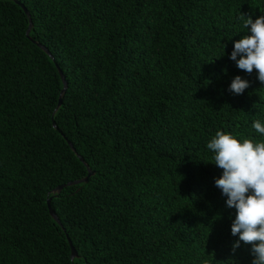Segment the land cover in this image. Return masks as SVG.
Here are the masks:
<instances>
[{
  "label": "trees",
  "instance_id": "obj_1",
  "mask_svg": "<svg viewBox=\"0 0 264 264\" xmlns=\"http://www.w3.org/2000/svg\"><path fill=\"white\" fill-rule=\"evenodd\" d=\"M240 14L264 0H0V264H252L206 147L264 139Z\"/></svg>",
  "mask_w": 264,
  "mask_h": 264
},
{
  "label": "clouds",
  "instance_id": "obj_2",
  "mask_svg": "<svg viewBox=\"0 0 264 264\" xmlns=\"http://www.w3.org/2000/svg\"><path fill=\"white\" fill-rule=\"evenodd\" d=\"M239 19L250 34L234 42L229 59L248 74L255 70L264 85V15L253 21L250 15L240 14ZM248 87V81L236 76L228 90L241 95ZM252 128L264 136V122L254 120ZM206 147L213 153V164L223 170L215 186L227 197L226 206L235 209L231 235L239 239L232 251L243 242L251 246L252 264H264V139H238L218 130Z\"/></svg>",
  "mask_w": 264,
  "mask_h": 264
},
{
  "label": "water",
  "instance_id": "obj_3",
  "mask_svg": "<svg viewBox=\"0 0 264 264\" xmlns=\"http://www.w3.org/2000/svg\"><path fill=\"white\" fill-rule=\"evenodd\" d=\"M25 12L27 13V11L25 10ZM28 14V13H27ZM28 32H29V30L27 31V33H26V35L28 36ZM41 49H43L48 55H50V53L44 48V47H42L41 46ZM61 74V73H60ZM61 78H62V80H63V89H62V91H61V93H60V97H59V100H58V107L60 106V104H61V96H62V94L65 92V90H66V82H65V80H64V78H63V76H62V74H61ZM54 125V124H53ZM55 126V125H54ZM69 145H70V147H71V149L72 150H74L73 149V147H72V145L69 143ZM81 161H82V159H80ZM87 168V170H88V175H87V177H85L84 179H81V180H77V181H74V182H72V183H70V184H79V183H82V182H86L87 181V179H88V177L92 174V172L88 169V167H86ZM61 189V186H59V187H57V189H56V191H59ZM47 203H49V201H47ZM49 207V206H48ZM49 213H50V215H51V217L56 221V222H58V218L56 217V215L54 214V212L52 211V210H50V207H49ZM69 243V247H70V250H71V254H70V257H71V259H73V258H75L76 256H77V254H76V250L74 249V247L72 246V243L69 241L68 242Z\"/></svg>",
  "mask_w": 264,
  "mask_h": 264
}]
</instances>
